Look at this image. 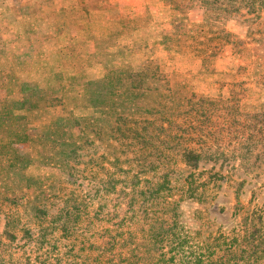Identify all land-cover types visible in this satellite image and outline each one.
<instances>
[{
  "label": "trees",
  "instance_id": "16d2710c",
  "mask_svg": "<svg viewBox=\"0 0 264 264\" xmlns=\"http://www.w3.org/2000/svg\"><path fill=\"white\" fill-rule=\"evenodd\" d=\"M209 1L201 0L200 34L191 37L193 53L205 61L217 54L209 47L219 49L223 38L214 30V22L219 18H213L211 10L217 9L221 15L225 7H228L229 16L239 15L242 10L252 15L249 19L252 22L251 32L245 43L264 46V0H211L212 4ZM170 2H145L150 14L147 17L158 27L163 28L165 24L170 25L183 19H171ZM215 3L219 5L211 7ZM156 4H166L168 7L161 16L153 11ZM81 18L73 24L72 31L80 38L105 43L106 51L79 58L80 66L74 76L51 88L37 89L35 94L38 102L48 107L54 106L51 102L54 100L60 105L71 104L72 120H69L80 128L79 139L87 142L93 136L112 150L106 154L107 162L99 167L104 180L102 188L107 193L103 209L106 211V208H110V196H115L120 202L112 210L104 212L110 224L102 231L101 244L89 242L86 246L85 242L81 245L77 243V238L72 237L71 228L80 225V222L77 220L71 225L72 222L68 220L61 223L62 238L57 239L53 227L46 226L43 228L46 232L38 234L32 251L26 255L23 250V254L17 256L20 252L17 245L23 239L20 234L29 230L23 225L21 214L29 207L34 209L36 206L24 203V196L20 194V191H24V185L17 182L13 175L11 177L12 161L1 165L5 154L0 144L1 170H7L10 177L8 181L0 182V221L5 220L0 234V264H262L264 209L249 207L243 218L244 235L241 238L235 237L225 248L217 250L209 244L194 246L190 242L181 198L176 197L184 188V185H178L182 182V169L195 171L205 165L207 157L220 159L227 150L250 166L260 161L264 154V111L249 110L244 94L237 91L236 84H233L231 97L224 100L199 93L195 87H188L179 81L172 82L174 74L162 70H165L162 59L154 61L151 58V50L146 41L139 44L137 50L147 56L141 67L130 70L119 69L117 66L115 71H105L107 67L112 68L110 62L113 58L136 54L132 46H125L118 41L116 19ZM255 21H259V24L253 26ZM101 30L106 33L99 34ZM226 33L231 37L227 44L243 45L240 36ZM256 34L260 37L257 38ZM160 46L169 60L175 59L172 52L180 54L187 47L182 37L167 44L161 42ZM138 56L137 53L134 59ZM252 57L256 62L240 66L237 75L249 76L244 91L251 89L254 84L264 88V53L257 51ZM203 59L198 61V66H204ZM251 66L254 67L253 76L250 73ZM89 71L92 72L88 74ZM97 81L100 94L96 93ZM161 82L165 90L159 86ZM69 86H73V93L66 94L65 88ZM52 89L62 93V96L54 94L55 90ZM151 95L168 99L160 102L153 100L152 105L149 102L146 104L144 100ZM91 109L93 115L76 114ZM17 110L22 108L9 110L8 106L0 111L1 121L14 122V117L19 118L16 116ZM79 139L72 144L62 141H58V144L63 148L72 147V151L81 147ZM211 139L214 145L208 146ZM53 141L57 142V139ZM193 142L199 143V146ZM119 152L124 156L133 154L134 159L129 162L127 158L126 163H129L118 167L110 161L116 156V160L120 159L121 162ZM242 186L243 183H240L238 191ZM126 197L128 208L122 210L120 206ZM38 211L46 215L44 210L39 208ZM94 219L91 217V222ZM143 246L147 247V258L139 254Z\"/></svg>",
  "mask_w": 264,
  "mask_h": 264
},
{
  "label": "rangeland",
  "instance_id": "374dc122",
  "mask_svg": "<svg viewBox=\"0 0 264 264\" xmlns=\"http://www.w3.org/2000/svg\"><path fill=\"white\" fill-rule=\"evenodd\" d=\"M145 2L146 0H0V111L8 106L9 110L22 108L15 111L19 118L12 117L14 122H2L0 116V144L5 154L1 165L12 161L11 177L13 175L17 182L24 185V191H20L21 196H24V203L35 205L34 209H37L29 207L21 214L23 225L29 230L20 234L23 239L17 245L20 250L17 256H21L23 250L26 255L32 251L38 234L46 232L43 230L46 226L53 227L57 239L62 238L63 227L60 226L68 220L72 222L71 225L77 220L80 222V225L71 228L72 237L77 238V243L81 245L85 242L86 246L89 242L101 244L102 231L110 224L104 212L112 210L120 202L115 196H110V208H106V211L103 209L107 193L102 188L104 180L99 167L107 162L106 154L112 150L96 137L90 136L87 142L79 139L80 128L71 121V104L60 105L54 100L51 101L54 106L48 107L40 104L35 94L37 89L51 88L74 76L80 66L79 58L88 56L86 53L89 50L94 49V53L101 54L106 51L105 43L80 38L72 31L73 24L80 21L81 17L92 20L103 17L116 19L118 41L125 46H132L133 53L136 54L134 56L137 53L140 55L135 59L130 53L123 58H113L110 62L112 68L107 67L105 71H115L117 66L119 69L130 70L141 67L147 56L137 50L138 45L146 41L151 50V58L154 61L162 59L165 67L162 70L174 74L172 82L179 81L188 87H195L199 93L224 100L231 97L233 84H236L237 91L244 94L249 110L264 111V88L254 84L251 89L244 91L249 76H237L240 66L256 62L252 57L255 52L264 53L263 45L245 43L251 32L252 22L249 19L252 15L242 10L239 15L229 16L228 7L221 10V15L217 9H210L213 18H219L217 23L214 22V30L223 41L221 40L219 49L209 47L217 54L205 61L191 50L194 48L191 37L200 34L201 0H171V19H183L170 25L165 24L163 28L147 17L150 14ZM209 3L213 2L210 0ZM218 5L215 3L211 7ZM166 8V4H156L153 11L161 16ZM258 24L259 21L253 22V26ZM208 27L212 34L210 25ZM226 31L240 36L244 41L243 45L227 44L231 37ZM105 33V30L99 32ZM256 35L257 38L260 37L259 34ZM180 37L187 47L180 54L172 52L175 59L171 57L169 60L160 43L174 42ZM89 40L94 41L91 48L86 43ZM201 59L204 60V66H198ZM262 59L264 61V57ZM253 70L254 67L251 66L252 76ZM90 72L92 71L88 74ZM98 83H95L96 93L100 94ZM161 88L165 90L164 87ZM52 90H55L54 94L62 96L56 89ZM65 93H73V86L66 87ZM165 99L160 95H153L144 101L151 104L153 100L160 102L166 101ZM76 114L89 116L94 111L91 109ZM55 139L57 142L53 141ZM78 139L82 142L81 147L72 151V147L63 148L58 144V141L72 144ZM193 144L199 146V143ZM213 145L211 139L208 146ZM261 150L263 151L262 146ZM224 153L220 159L207 157L205 165L195 171L182 169V182L178 185H184V188L176 198H181L184 222L194 246L209 244L217 250L225 248L235 237L241 238L244 235L243 218L248 208L258 206L264 209V154L260 161L250 166L238 155H231L227 150ZM118 155L121 162L120 159L116 160V156L110 161L118 167L126 166L134 159L133 154L124 156L119 152ZM126 159L129 162L126 163ZM1 165L2 183L10 177L7 170H1ZM240 183L243 186L238 191ZM127 200V197L122 200V210L128 208ZM39 208L46 215L41 214ZM91 217L95 218L93 222ZM4 225L5 220L1 219L0 234ZM146 250L147 247L143 246L139 251L141 257H148ZM261 263L264 264V259Z\"/></svg>",
  "mask_w": 264,
  "mask_h": 264
},
{
  "label": "crops",
  "instance_id": "0c3cea01",
  "mask_svg": "<svg viewBox=\"0 0 264 264\" xmlns=\"http://www.w3.org/2000/svg\"><path fill=\"white\" fill-rule=\"evenodd\" d=\"M86 43H87L88 46L90 45V48H91V46L93 47V44L91 45V43H94V41L93 40L92 41L89 40V41H86ZM94 52H95L94 49H92V50H89L86 54L90 55V54H93ZM84 53H85V51H84Z\"/></svg>",
  "mask_w": 264,
  "mask_h": 264
}]
</instances>
